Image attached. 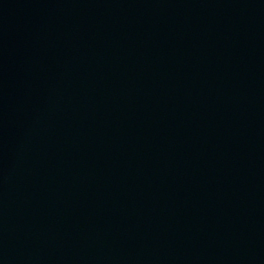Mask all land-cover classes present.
Listing matches in <instances>:
<instances>
[{"label":"water","instance_id":"1","mask_svg":"<svg viewBox=\"0 0 264 264\" xmlns=\"http://www.w3.org/2000/svg\"><path fill=\"white\" fill-rule=\"evenodd\" d=\"M0 264H264V0H57L0 81Z\"/></svg>","mask_w":264,"mask_h":264}]
</instances>
